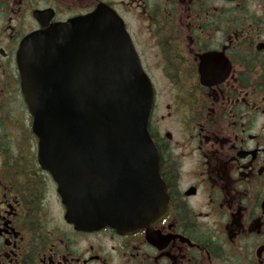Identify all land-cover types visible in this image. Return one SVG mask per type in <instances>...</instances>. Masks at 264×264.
I'll list each match as a JSON object with an SVG mask.
<instances>
[{
  "label": "flooded vegetation",
  "instance_id": "obj_1",
  "mask_svg": "<svg viewBox=\"0 0 264 264\" xmlns=\"http://www.w3.org/2000/svg\"><path fill=\"white\" fill-rule=\"evenodd\" d=\"M100 6L150 82L167 196L124 235L66 220L16 60L28 35ZM0 264H264V0H0Z\"/></svg>",
  "mask_w": 264,
  "mask_h": 264
},
{
  "label": "water",
  "instance_id": "obj_2",
  "mask_svg": "<svg viewBox=\"0 0 264 264\" xmlns=\"http://www.w3.org/2000/svg\"><path fill=\"white\" fill-rule=\"evenodd\" d=\"M16 60L66 220L82 231L149 229L167 196L147 132L151 86L120 18L100 6L34 32Z\"/></svg>",
  "mask_w": 264,
  "mask_h": 264
}]
</instances>
